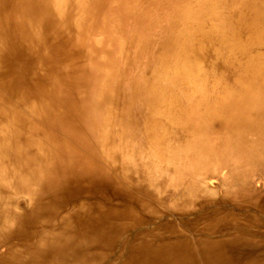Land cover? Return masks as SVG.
Returning a JSON list of instances; mask_svg holds the SVG:
<instances>
[{
    "label": "bare ground",
    "instance_id": "obj_1",
    "mask_svg": "<svg viewBox=\"0 0 264 264\" xmlns=\"http://www.w3.org/2000/svg\"><path fill=\"white\" fill-rule=\"evenodd\" d=\"M0 264H264V0H0Z\"/></svg>",
    "mask_w": 264,
    "mask_h": 264
}]
</instances>
